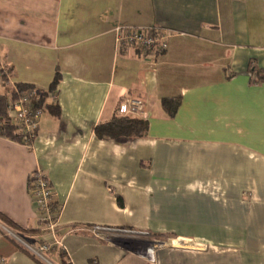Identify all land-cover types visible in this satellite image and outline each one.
<instances>
[{"label": "crops", "instance_id": "obj_1", "mask_svg": "<svg viewBox=\"0 0 264 264\" xmlns=\"http://www.w3.org/2000/svg\"><path fill=\"white\" fill-rule=\"evenodd\" d=\"M117 26L166 47L116 48ZM0 70L38 91L60 76L58 116L45 109L29 145L0 136V216L18 230L0 222L5 264H43L20 243L45 236L38 171L60 207L52 264H264V0H0ZM123 97L142 102L145 135L98 139Z\"/></svg>", "mask_w": 264, "mask_h": 264}, {"label": "built area", "instance_id": "obj_2", "mask_svg": "<svg viewBox=\"0 0 264 264\" xmlns=\"http://www.w3.org/2000/svg\"><path fill=\"white\" fill-rule=\"evenodd\" d=\"M114 42L116 48H135L142 53L151 51L160 54L165 49L167 34L157 28L135 29L115 27L113 29ZM1 71V70H0ZM4 88L10 94L15 93L17 98L10 100L7 107L8 119L18 127L22 136V142L29 145L39 129V120L45 110V103L37 106L41 102V95L36 90H28L19 93L16 86L11 82L10 77ZM49 99L52 104L56 101V94L50 93ZM142 113V102L132 97H123L115 110L116 118L140 117ZM29 194L33 204L38 230L45 235L36 245L20 242L24 249L35 259L43 264H52L46 255L55 248L64 250L62 238L59 237L58 214L60 207L53 205V191L47 177L40 171L34 173L29 181ZM91 234L96 238L111 243L112 239L104 236V228L93 227ZM120 235H133V232L123 231ZM12 235V234H11ZM153 247H156L153 246ZM156 248L147 249L145 256L153 259ZM65 251V250H64ZM0 264H5L0 259Z\"/></svg>", "mask_w": 264, "mask_h": 264}, {"label": "trees", "instance_id": "obj_3", "mask_svg": "<svg viewBox=\"0 0 264 264\" xmlns=\"http://www.w3.org/2000/svg\"><path fill=\"white\" fill-rule=\"evenodd\" d=\"M255 77L253 78V83H258V81H264V71L254 72ZM10 75L6 70L0 71V136L15 141L18 143L22 142V136L18 131V127L14 125L7 117V107L9 101L16 99L17 95L15 93L10 94L8 90L4 88L5 83L8 81ZM60 76L56 72L54 78L47 91H38L41 95V102L36 104L39 106L45 103L46 98L50 93H54L59 84ZM19 93H24L28 90H35L31 86L27 85H15ZM162 107L169 112L170 116H173L177 106L179 105V100L175 99H163L161 101ZM45 109H47L54 116H58L59 108L54 104H46ZM147 130V123L143 120L126 117V118H116L114 117L108 123L100 124L95 127L94 134L98 139H106L114 142L123 140H132L143 137ZM31 142V141H30ZM0 222L7 226L8 228L18 231L14 225H12L5 218L0 216ZM27 254H29L25 249H23ZM30 255V254H29ZM31 256V255H30ZM32 257V256H31ZM34 258V257H33ZM61 264H68L64 258V254L60 253Z\"/></svg>", "mask_w": 264, "mask_h": 264}, {"label": "rangeland", "instance_id": "obj_4", "mask_svg": "<svg viewBox=\"0 0 264 264\" xmlns=\"http://www.w3.org/2000/svg\"><path fill=\"white\" fill-rule=\"evenodd\" d=\"M11 236H14L13 238H14V239L16 238V241H18V242L20 241L19 239H21V240H25V237H24L23 235H19V238H17L18 236L16 237V235H13V234H12ZM29 244H31V243H29ZM155 245H156V244L153 243L151 246H155ZM153 256H154V255H153ZM46 258H48L47 255H46ZM48 259H49V258H48ZM49 260H50V259H49Z\"/></svg>", "mask_w": 264, "mask_h": 264}]
</instances>
